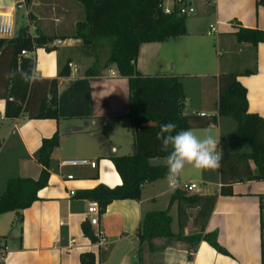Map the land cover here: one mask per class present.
I'll use <instances>...</instances> for the list:
<instances>
[{
	"label": "crops",
	"instance_id": "0c3cea01",
	"mask_svg": "<svg viewBox=\"0 0 264 264\" xmlns=\"http://www.w3.org/2000/svg\"><path fill=\"white\" fill-rule=\"evenodd\" d=\"M189 2L196 12L187 17V35L175 41L143 44L137 62L139 71L144 75L179 76L186 95L185 113L209 116L217 113L220 73L256 68L255 74L241 75L238 80L247 89L249 111L264 118V43L254 47L236 40V33L241 28L264 31V7H257L256 0ZM17 4L22 7L16 8ZM18 10L24 12L21 18L26 26L23 28L28 27L31 33L39 28L58 37L52 44L55 50L47 52L39 48L34 54L40 78H59L58 111L60 119L65 122L60 119H29L25 115L15 120L7 119L6 100L0 98V197L10 178L40 177L42 165L37 156L42 141L56 133L60 136L59 147L52 156L48 186L39 192L36 202L23 210L21 224L16 222L15 212L0 215V264H82L84 253L94 254L96 264H136L140 248L138 230L145 215L160 211L161 205L168 207L175 190L168 187L165 178L147 184L140 200H114L108 204L99 216L98 227L89 223L87 210L92 199L83 195L99 185L113 188L122 182L109 160L110 155H119L120 145L112 141L108 147L103 138L118 135L119 130H114V126L129 120L126 117L128 80L115 69H112L115 72L113 76L109 70H101L103 65L98 75L85 74L87 69L78 63L76 57L79 55L84 60H91L81 54L82 41L65 37L71 35L77 22L84 18L83 9L76 0H30L29 3L26 0H0V13L12 12L15 15ZM211 25L217 28L213 33L216 35L214 60L213 57L205 59L203 54L191 53L185 48L187 42L191 43L189 39L208 34ZM17 34L18 31L14 36ZM147 52L152 56L153 65L162 67V53L170 63L173 62L175 70L170 73L160 70L155 74L144 72L141 56ZM69 63H73L78 72H74ZM196 65L204 68V72L192 73L190 67ZM66 66L70 75L59 76ZM128 126H131L130 120ZM127 131L132 134V127ZM192 131L198 135L208 132L217 138L221 154L252 151L248 142L237 138V123L230 117H220L214 127ZM83 135H89L91 139H83ZM133 148L132 145V153ZM68 159L96 161L97 167L66 166L63 161ZM197 172V176L215 174L217 190L213 194H218L220 167L215 170L197 169ZM70 175L74 178L68 179ZM262 194L264 180L239 182L234 185L233 195H219L207 223V231L218 233V242L230 253L229 256L218 253L203 241L192 253V259L188 260L187 246L182 243L165 246L163 240L157 239L155 245L165 246L164 249L150 252L145 246L141 251L143 263L261 264L259 197ZM174 207L179 232L177 205ZM84 224L93 232L101 228L107 238V246L92 242L84 232ZM185 232H194L192 223L189 222Z\"/></svg>",
	"mask_w": 264,
	"mask_h": 264
},
{
	"label": "trees",
	"instance_id": "16d2710c",
	"mask_svg": "<svg viewBox=\"0 0 264 264\" xmlns=\"http://www.w3.org/2000/svg\"><path fill=\"white\" fill-rule=\"evenodd\" d=\"M28 3L30 0H26ZM83 9L84 18L77 22L71 35L82 41L81 54L96 61L85 72L98 75L101 51L106 52L103 71L115 69L128 80V112L133 136V153L109 156L121 178V184L113 188L99 185L83 195L99 202L101 213L114 200H140L143 187L165 178V165H152L155 158H165L171 151L163 148L157 138L161 125L172 122L176 129H205L217 125L222 116L232 118L237 123V138L248 142L250 153H223L220 162V187L218 194L203 195L175 190L168 207L160 211L148 212L138 230L140 248L136 264H144L141 251L148 247L150 252L160 250L155 240L161 239L165 246L182 243L188 247V260L201 242H207L218 253H230L218 242L216 231L208 232L207 223L216 201L221 196L234 194V185L239 182L264 180V118L249 111L247 89L239 82L241 75H252L257 69L241 72H222L219 76V97L215 115L200 116L186 114V95L179 76L144 75L137 66L140 49L146 43L175 41L187 35V16L179 14L178 8L165 13L160 8L162 0H76ZM257 7H264V0H256ZM32 20L31 14H29ZM58 37L47 34L39 28L31 33L28 27L17 35L0 37V98L6 100L5 117L15 120L22 115L29 119H59L58 85L59 78H40L32 84L25 83L21 71L32 67L37 69L34 52L43 48L47 52L55 50L52 45ZM238 43H249L254 47L264 43V31L241 28L236 33ZM27 51L28 55H23ZM9 71L15 72L8 78ZM70 75L66 66L59 76ZM58 133L43 139L37 160L42 165L38 179L10 178L0 197V215L6 212L17 214L16 222L21 224L22 212L39 199V192L48 186L52 156L59 147ZM261 264H264V194L260 195ZM174 204L178 209L179 232L171 228L170 209ZM192 223L193 233L185 230ZM85 234L94 243L98 241L94 232L83 225ZM163 246V247H165ZM162 247V248H163ZM82 264H96L92 253L81 256Z\"/></svg>",
	"mask_w": 264,
	"mask_h": 264
},
{
	"label": "rangeland",
	"instance_id": "374dc122",
	"mask_svg": "<svg viewBox=\"0 0 264 264\" xmlns=\"http://www.w3.org/2000/svg\"><path fill=\"white\" fill-rule=\"evenodd\" d=\"M22 13H24V12L21 10H18L17 12H15V15H14L15 33L17 31L19 32L24 26H26V24H25L26 22L24 21V19L21 18ZM187 17L190 18V15H188ZM189 40L191 41V43L187 42L185 44V48L187 50H189L191 53L197 52L199 54H203L205 59L213 57V60H214L215 55H216V50H215V48H216V46H215L216 35L215 34H207V33L206 34H199L198 36H194L193 38H191ZM193 40L195 42H193ZM185 41H187V40H185ZM164 47H166V46H164ZM156 52H158V49L155 51V53ZM33 56H34V58H36V54H34ZM76 57H77L78 63L86 69H89L96 62L93 59H91L90 61L84 60L79 55H77ZM151 58H152V56L148 52L141 56V63H142V66L144 68V72L155 74V72H159L160 70H165V72H167V73H170V72L175 70V68L173 66V62L170 63L169 59H167L165 56L163 57L162 53H161L162 67H160V68H158L159 66H155L152 64ZM105 59H106V52L104 50V51H101L98 62L96 64L98 66L104 65ZM190 68H191L190 71L192 73H195V74H200V73L204 72V70H205L204 68H202L201 66H198V65L192 66ZM155 70H158V71H155ZM59 119H60V117H59ZM60 121H62V123L65 122L62 119H60ZM127 122H129V120L126 119L123 122L124 124H120V126H117V127L114 126L115 127V128H113L114 130L115 129L119 130L118 135H114L112 137L106 136L105 138H103V141L105 140V143H106V145H108V147H109V144L112 143V141L115 144L118 143L120 145L119 155L132 153V145H133L132 134H131V132L127 131V129L131 130V126L127 127ZM78 137H80V136H78ZM83 139L89 140L91 138L89 135L88 136L83 135ZM79 158H81V157H79ZM151 164L165 165V158H155ZM197 174H199L197 172V169L193 168L191 165H186L182 174H181L180 180L181 181H189V180L193 179L194 181H196L198 183V189L193 191L195 193L198 192L199 194H203V195L215 193L217 190V186L215 187V182H216L215 181L216 180L215 174L209 173L207 176H202V175L197 176ZM212 180H214V181L211 182ZM204 182L209 183L210 185L206 186L204 184ZM165 208H167V205H161V207L159 209L163 210ZM170 215L172 218L171 228L174 232H178L177 211H176L175 207L170 210ZM159 248H160V250H157V251H161L164 249V247L163 248L159 247Z\"/></svg>",
	"mask_w": 264,
	"mask_h": 264
},
{
	"label": "clouds",
	"instance_id": "9594fccd",
	"mask_svg": "<svg viewBox=\"0 0 264 264\" xmlns=\"http://www.w3.org/2000/svg\"><path fill=\"white\" fill-rule=\"evenodd\" d=\"M8 78H14L15 72L9 71ZM21 79L28 84L37 82L40 77L35 67L20 72ZM176 125L172 122L161 125L157 138L162 141L163 148L171 151L165 157L167 172L165 179L170 189L180 187V177L186 165L195 169L215 170L220 167L221 151L218 148V139L208 132L196 134L191 129L180 130L172 133Z\"/></svg>",
	"mask_w": 264,
	"mask_h": 264
},
{
	"label": "built area",
	"instance_id": "2783aa9c",
	"mask_svg": "<svg viewBox=\"0 0 264 264\" xmlns=\"http://www.w3.org/2000/svg\"><path fill=\"white\" fill-rule=\"evenodd\" d=\"M170 1V2H169ZM161 9L165 11V13L169 14L175 10V7L178 8L179 14L181 15H192L196 12L195 7L189 2V0H162L161 4L159 5ZM22 5L17 4L16 8H21ZM217 31L216 26L211 25L210 31L208 34H213ZM15 34V25H14V15L12 12H4L0 13V37L10 38L13 37ZM61 43V41H58ZM23 55H28L27 51H22ZM74 72H78V68L74 67L73 63L68 64ZM110 74L113 76L115 72L110 70ZM200 116H206L205 113H200ZM63 164L66 166H77V165H89L92 168L97 167L96 161H90L88 159H68L63 161ZM72 175L68 176V179H73ZM198 189V183L195 181H181L180 180V187L176 190H183L190 193H194L193 191ZM72 195L75 194L74 191L71 192ZM88 217L89 223L92 226L98 227L99 225V216L101 214V207L98 201L92 200L88 206ZM95 236L98 238L97 243L101 246H107V238L104 234V231L101 228H98L94 231Z\"/></svg>",
	"mask_w": 264,
	"mask_h": 264
}]
</instances>
